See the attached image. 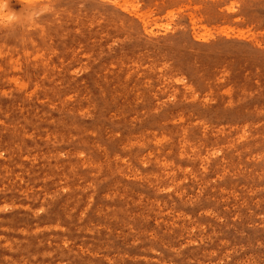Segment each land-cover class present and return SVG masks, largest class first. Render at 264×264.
I'll list each match as a JSON object with an SVG mask.
<instances>
[{"label": "rangeland", "instance_id": "obj_1", "mask_svg": "<svg viewBox=\"0 0 264 264\" xmlns=\"http://www.w3.org/2000/svg\"><path fill=\"white\" fill-rule=\"evenodd\" d=\"M32 8L0 30V264H264V0Z\"/></svg>", "mask_w": 264, "mask_h": 264}, {"label": "clouds", "instance_id": "obj_2", "mask_svg": "<svg viewBox=\"0 0 264 264\" xmlns=\"http://www.w3.org/2000/svg\"><path fill=\"white\" fill-rule=\"evenodd\" d=\"M21 4L19 10L13 8L12 0H0V30L14 31L25 22L35 18L32 8L34 0H17Z\"/></svg>", "mask_w": 264, "mask_h": 264}, {"label": "bare ground", "instance_id": "obj_3", "mask_svg": "<svg viewBox=\"0 0 264 264\" xmlns=\"http://www.w3.org/2000/svg\"><path fill=\"white\" fill-rule=\"evenodd\" d=\"M111 26V25H110ZM106 30V29H105ZM123 36V35H122ZM126 36V35H125ZM114 38V37H113ZM117 38V37H116ZM100 39V38H99ZM101 40V39H100ZM111 42V41H110ZM91 44V43H90ZM115 65V64H114ZM130 70H128V72H129ZM108 78H109V76H107ZM59 79V78H58ZM51 80V79H50ZM99 80V79H98ZM147 82V81H146ZM100 83V82H99ZM89 85V84H88ZM134 85V84H133ZM143 85V84H142ZM147 85V84H146ZM132 87V86H131ZM91 88V87H90ZM130 88V87H129ZM197 89V88H196ZM87 90V89H86ZM210 90V89H209ZM119 91V90H118ZM132 91V90H131ZM138 91V90H137ZM139 92V91H138ZM120 93V92H119ZM137 93V92H136ZM143 93V92H142ZM145 93V92H144ZM44 94V93H43ZM138 94V93H137ZM55 95V94H54ZM123 95V94H122ZM81 97V96H80ZM137 97V96H136ZM139 97V96H138ZM125 98V97H124ZM42 99V98H41ZM105 99V98H104ZM203 99V98H202ZM115 100V99H114ZM113 100V101H114ZM112 101V100H111ZM121 101V100H120ZM137 101H138V99H137ZM55 102V101H54ZM123 102V101H122ZM95 103V102H94ZM136 103V102H135ZM56 104V103H55ZM78 104V103H77ZM110 104H112L111 102H110ZM126 104V103H125ZM138 104V103H137ZM137 104H135V105H137ZM155 104V103H154ZM156 104H157V101H156ZM99 105V104H98ZM97 105V106H98ZM54 106V105H53ZM58 106V105H57ZM61 106V105H60ZM78 106V105H77ZM96 106V105H95ZM160 106V105H159ZM211 106V105H210ZM29 107V106H28ZM13 108V107H12ZM38 108V107H37ZM56 108V107H55ZM141 109V108H140ZM10 110V109H9ZM20 110V109H19ZM146 110V109H145ZM69 111V110H68ZM13 112V111H12ZM39 112V111H38ZM120 112V111H119ZM170 112V111H169ZM204 112V111H203ZM96 113V112H95ZM123 113V112H122ZM187 113H188V111H187ZM44 117V116H43ZM123 119V118H122ZM92 121V120H91ZM35 122V121H34ZM122 122V121H121ZM12 125V124H11ZM13 126V125H12ZM19 127V126H18ZM20 128V127H19ZM21 128H23V127H21ZM19 130V129H18ZM51 133V132H50ZM51 134H54V133H51ZM73 134H74V132H73ZM135 134V133H134ZM6 137V136H5ZM60 137V136H59ZM6 138H8V137H6ZM4 143V142H3ZM24 144V143H23ZM22 145V144H21ZM25 146V145H24ZM27 148V147H26ZM69 151V150H68ZM71 152H73V149H72V151ZM70 151H69V153H71ZM90 154V153H89ZM44 155H46V154H44ZM70 156V155H69ZM144 156V155H143ZM22 158V157H21ZM24 158H26V156L24 157ZM96 164V163H95ZM83 166V165H82ZM70 176H71V174H70ZM78 177V176H77ZM80 180V179H79ZM86 182V181H85ZM114 182V181H113ZM64 183H62V185H63ZM70 185V184H69ZM72 185V184H71ZM67 186H68V184H67ZM74 186V185H73ZM77 186V185H76ZM70 187V186H69ZM63 188H65V187H63ZM69 189V188H68ZM65 197H66V195H65ZM112 206V205H111ZM106 207V206H105ZM28 208V207H27ZM105 210V209H104ZM95 213H96V211H95ZM66 219V218H65ZM47 224V223H46ZM50 224V223H49ZM97 225H99V224H97ZM100 229V228H99ZM81 236V235H80ZM83 237V236H82ZM86 238V237H85ZM88 244V243H87ZM30 250V249H29ZM93 250V249H92ZM93 252V251H92ZM90 253H91V250H90ZM92 261H90V263H91Z\"/></svg>", "mask_w": 264, "mask_h": 264}]
</instances>
